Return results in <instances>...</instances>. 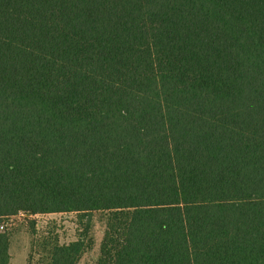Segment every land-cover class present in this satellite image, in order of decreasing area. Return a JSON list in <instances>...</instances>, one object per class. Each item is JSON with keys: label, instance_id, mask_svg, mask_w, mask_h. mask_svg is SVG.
Segmentation results:
<instances>
[{"label": "trees", "instance_id": "trees-1", "mask_svg": "<svg viewBox=\"0 0 264 264\" xmlns=\"http://www.w3.org/2000/svg\"><path fill=\"white\" fill-rule=\"evenodd\" d=\"M94 212L95 264H264V0H0V264Z\"/></svg>", "mask_w": 264, "mask_h": 264}, {"label": "rangeland", "instance_id": "rangeland-1", "mask_svg": "<svg viewBox=\"0 0 264 264\" xmlns=\"http://www.w3.org/2000/svg\"><path fill=\"white\" fill-rule=\"evenodd\" d=\"M31 217L36 219L37 227L44 226L51 221H56L61 241H68L74 238L77 225L75 223V214L73 213H47ZM24 218V214H20L9 220V223H13L9 246V264H26V258L30 249V234L27 221L25 222ZM102 218L101 213H93L91 229L93 245L83 254L77 264H95L104 229Z\"/></svg>", "mask_w": 264, "mask_h": 264}]
</instances>
